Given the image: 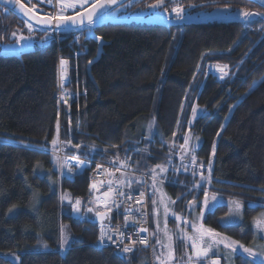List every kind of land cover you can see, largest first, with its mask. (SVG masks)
I'll list each match as a JSON object with an SVG mask.
<instances>
[{
	"label": "trees",
	"instance_id": "1",
	"mask_svg": "<svg viewBox=\"0 0 264 264\" xmlns=\"http://www.w3.org/2000/svg\"><path fill=\"white\" fill-rule=\"evenodd\" d=\"M240 2L249 5L248 12L264 13L246 0ZM232 20L170 29L104 25L95 33L108 45L89 73L98 53L94 41L86 42L84 35L79 48L72 49V35L56 39L29 34L23 21L0 8V40L7 42L15 32L34 45V51L21 58L0 54V264L151 263L146 251L127 259L112 250L100 251L94 214L88 212L85 220L71 217L69 200L88 204L90 195L89 171L60 182L56 157L50 153L68 141L69 155L93 160L134 151L132 167L153 175L157 165L176 160L177 150L171 147L187 137L183 160L189 162L194 155L198 165L211 163L206 188L246 204L244 225L223 226L225 207L210 214L206 225L233 240L254 241L250 223L263 207L251 209L247 202L264 205V39L251 31L260 20ZM61 59L70 62L67 89L77 96L67 107L59 102ZM212 64L227 65L231 76L221 81L209 75ZM192 108L197 109L195 118ZM187 177L180 182H199ZM161 186L173 200L189 192ZM150 203L153 219L156 209ZM109 215L105 223L120 222V217ZM61 226L69 235L63 246ZM237 264L249 263L239 257Z\"/></svg>",
	"mask_w": 264,
	"mask_h": 264
},
{
	"label": "snow or ice",
	"instance_id": "2",
	"mask_svg": "<svg viewBox=\"0 0 264 264\" xmlns=\"http://www.w3.org/2000/svg\"><path fill=\"white\" fill-rule=\"evenodd\" d=\"M29 4L32 3V0H27ZM5 3L12 5L15 10H18L22 16L26 17V23L27 28L29 31V34L34 31V26L32 21H35V24L39 27H42L47 31L48 29H51L53 32L60 31L63 29H67L69 27H75L84 29L87 27L89 31L92 30V28L96 25L97 22L103 20V18L106 15H110L113 11L118 10V7L123 4V0H57V3L59 4V10L55 12V14H44L43 16H40L37 18L36 14L33 11V8H26L24 3H21V0H5ZM36 3H43V0H36ZM48 3L50 5L53 4V0H48ZM169 3L172 5V12L176 14V18L178 20L184 19V9L179 6L176 3V0H169ZM165 0H156L155 3L149 4L148 7L155 10L157 8L163 9L165 12L168 11V9L164 6ZM54 6V5H53ZM7 10V9H6ZM241 15L246 19H251L255 16L254 13H250L248 11H243ZM12 38L14 40H17V42H22L26 38L23 34H17L15 32L12 33ZM62 66V72L64 69V66L67 64V61L61 60L60 61ZM227 65H224L223 67L218 66V70L222 73L221 79L225 75H227ZM62 86V85H61ZM61 99H64L63 95ZM65 103H67V100H64ZM197 115V109L192 108V116L195 118ZM70 123V121H69ZM151 125H149V130H151ZM57 136L59 135V121H57ZM175 135V133H174ZM53 146L57 145V139H53L51 141ZM188 143L187 137L184 138V145H181V148L183 149ZM95 147L94 145L92 146ZM107 152V149L104 150ZM212 154L215 155V145H213ZM55 155V152H54ZM114 157H118V153L112 154ZM73 159H75L76 163L71 164L69 163L68 157L65 156L63 162H61L60 158L56 157V165L58 169H60L61 175L65 174V170L68 175L73 174L74 168L82 169L84 168V161L80 159L78 155L74 156ZM183 159V157H182ZM185 170H188L191 168V174L193 177L199 176V182H194L193 188L190 189V191H196L198 194L202 191L203 192V201L201 204V211L198 216L195 215L197 211V205L195 198L189 202V204L186 206V210L195 216V219L193 223L191 224V227L193 229V235H188L185 231H178L175 234H170L167 229V216L169 214V207L167 203H165L164 199L162 198L160 200V204L164 208V217H165V223L163 228V235L166 238L167 243H164L161 239H157L156 243L160 245L162 249H166V252H161L160 255L157 256V260L160 261V264H169V262L174 258V249H173V239L174 236L176 239L180 240H186L190 242L191 247L193 249L194 256H188L187 260L185 261V264H207V262L210 260L211 264H219V261L217 259H212L209 256V252L212 251L214 247L223 246L224 249H228L231 252H236L237 249L242 250L243 253H247V257L250 258V261H257V256L259 255L260 259L257 261V264H264V251H257L254 248L245 247L243 244H241L239 241L233 240L231 237L225 236L219 232H216L212 228L205 227L203 223L201 222L204 215V210H211V208H215L219 201L217 200V197L215 194L209 195L208 190L206 189V185L211 183V163L207 166V176L204 175V168L205 166L203 163H200L197 165L196 157L194 155L191 156L189 164L182 165ZM97 169H100V165L96 166ZM124 167V162H121L120 166L116 169L117 171H120ZM157 168L160 169L161 172H166L167 168L157 165ZM199 169V171H198ZM107 171V170H105ZM152 180H153V188L154 192L153 195H155V181H156V169L151 170ZM99 174V173H98ZM123 176V173H122ZM137 183L140 182L139 179L136 181ZM133 183V180L127 179V178H119L116 180V189H117V195L125 197L126 200H134L137 203H140L141 199L144 197V192H139L136 195H133L131 192L125 193L123 191V187H130ZM108 189L104 191L101 195L95 196L94 200L88 201V203L95 205V215L96 217H99L101 221L106 219V213L111 212L112 207L119 208L120 204L117 203L115 200L109 201L106 199L109 197L110 193L113 190L114 185L112 184V180L110 179L108 181ZM91 188L93 190L99 191L97 188V184L93 183L91 185ZM210 200H211V206H210ZM70 204H73V208L75 211L79 212L81 200L76 199L74 203L69 200ZM153 205H156L157 201L156 199L152 200ZM174 203V202H172ZM146 206H142L140 209H136L137 212L141 214V216H146V212L143 211V208ZM242 208V205L239 203V201H232L231 202V214L232 215H239L240 209ZM11 211V209H9ZM87 211L89 213L94 211L93 207H88ZM155 212V209H154ZM126 221L128 217H125ZM175 221L179 222L181 221L180 216H175ZM185 224H188L187 219H184L183 221ZM220 223L224 226H227V221H220ZM127 226V224H126ZM254 227L258 229L260 232H264V214H262L260 217H257L254 220ZM157 228L159 229V223L157 222ZM147 229L143 227H139L137 229V232H146ZM111 227L110 225L102 227L100 231V235L98 237L99 242L101 244H104L106 241L115 242L117 244L123 243L124 233L123 232H117L118 240L113 241V236L110 234ZM60 239H61V245H67L69 243V235L66 233L64 226H61L60 229ZM129 239H131L129 237ZM139 242L141 244H147V238L141 237L139 239ZM136 241H132V244H135ZM44 248H47L48 245L45 243L43 244ZM133 249L125 245L122 249L123 252L127 253L132 251ZM215 255V253H213Z\"/></svg>",
	"mask_w": 264,
	"mask_h": 264
},
{
	"label": "built area",
	"instance_id": "3",
	"mask_svg": "<svg viewBox=\"0 0 264 264\" xmlns=\"http://www.w3.org/2000/svg\"><path fill=\"white\" fill-rule=\"evenodd\" d=\"M57 11V9L55 8L54 14ZM250 13H254L258 16L260 22L262 23L260 26L257 27V29H253L251 28V31L253 32H258L261 34L262 39H264V14H260V13H256V12H250ZM250 19H246V23H249ZM82 34H78V37H76L73 42L70 44V47L72 49L75 48H79V41L82 38ZM76 55H80L79 52H76ZM221 73V72H220ZM209 75H212L216 78H220L221 79V74H213V73H208ZM228 75H230V71L227 69V75H225L223 77V81L225 79L228 78ZM69 102H73L77 96L74 94H71V96L69 97ZM60 104H61V98L59 100ZM184 145V143L182 144ZM61 147V145H60ZM178 148V152L175 151L174 153L176 154V160H172L171 164H169V169L173 168L171 171L174 173L175 178L169 181H163L161 179L156 178L155 182H160V183H164L167 185H172L175 187H181L184 188V186L182 184H178L177 183V179L180 175V171L181 169H183L184 164H189V162H186L182 159V153L185 150L184 148L182 149L181 146L176 147ZM61 153H63L61 151ZM138 152H136L137 154ZM134 154H130V155H124L121 156L119 155L118 157H111L108 160H93V159H88V158H83L81 156L80 159L84 161V167L86 168V171H89V195H90V199L95 198V196L101 195L104 191H106L109 187L108 185V181L111 179L112 180V184L114 185L112 192L110 193L109 197H107L106 199H108L109 201L111 200H115L117 203L120 204L119 208L116 207H112L111 212L106 213V214H114L118 217H120V222L116 223V224H112V223H101L98 225V237L100 235V231L102 227L108 226L110 225L111 227V232L110 234L113 236V241L118 240V235L117 232H123L124 233V238H123V243L122 244H117L115 242H110V241H106L104 244H101L99 242V239H97V243H96V247L100 250H112L114 252V254L121 258V259H127L130 258L132 256L135 255V253L139 250H143L148 252L150 260H151V264H154L153 259H154V254H153V235H152V229H151V212H150V200L152 198L153 195V190L151 188V184L153 182L152 180V176L147 175V174H143V173H139L136 170L133 169L132 167V162H133V156ZM65 156L68 157L69 163L71 164H75L76 161L75 159H73L74 156L76 155H68L67 153L64 152V154H60L59 158L61 160V162H63ZM149 158H152V155H149ZM121 162H124V167L120 170L117 171L116 169L120 166ZM97 165H100V169H97ZM198 165V164H197ZM205 169V168H204ZM107 170V171H105ZM185 170V169H184ZM83 171L82 169L79 168H74L73 169V174L72 175H68L66 170H65V174L61 175L60 173V169H59V175H60V181L62 182L64 177L66 176H77L80 175ZM199 171V169H198ZM99 173V174H98ZM123 173V176H122ZM183 174H188V175H192L191 174V168H189L188 170H185L182 172ZM119 178H127V179H131L133 180V183L131 184L130 187H123V191L125 193L131 192L133 195H136L139 192H144V197L141 199L140 203H137L134 200H126L125 197L119 196L117 195V189L115 187L116 185V180ZM137 179L140 180L139 183H137ZM93 183L97 184V188L99 189V191L93 190L91 188V185ZM139 187V190H137L136 188ZM187 188V187H186ZM142 206H146L143 208V211L146 212V216H141V214L139 212L136 211V209H140L142 208ZM63 207V205H62ZM72 212H71V216L74 219H79V220H84L86 218L85 215L82 214L81 212V205H80V210L79 212L75 211L73 206L71 207ZM128 217L127 221L125 219V217ZM127 224V226H126ZM139 227H143L146 228L147 231L146 232H137V229ZM129 237L131 239H129ZM141 237H146L147 238V244H141L139 242V239ZM132 241H136L135 244H132ZM125 245L130 246L133 250L130 252H123L122 249ZM62 251H65L64 249H62Z\"/></svg>",
	"mask_w": 264,
	"mask_h": 264
},
{
	"label": "rangeland",
	"instance_id": "4",
	"mask_svg": "<svg viewBox=\"0 0 264 264\" xmlns=\"http://www.w3.org/2000/svg\"><path fill=\"white\" fill-rule=\"evenodd\" d=\"M119 11V10H118ZM118 11L117 12H115V13H113V15L110 17L109 16V19H112V18H116L115 16H116V14L118 13ZM221 12V13H220ZM252 12H256V11H252ZM258 12H260V11H258ZM237 13H239V12H237ZM264 14V13H263ZM241 15V14H240ZM224 16V14L222 13V11H215V12H213V13H211V14H209V15H205V16H203V17H201V19H215V20H219V19H221L220 17H223ZM242 16V15H241ZM227 19H230V18H232V17H226ZM47 35H49V34H47ZM50 36H53L54 38H56L57 39V36L58 35H50ZM77 37H78V35H77ZM75 38V37H74ZM29 41H31V40H27V39H25L24 41H22V42H17L16 44H9V45H3L1 42H0V53L1 54H10V53H12V54H20L22 51H23V49L21 48L22 47V45L24 46V45H26V43L25 42H29ZM61 60H63V59H61ZM60 60V61H61ZM65 61H67V60H65ZM59 68H58V75H59V78H58V86H59V99L62 97V95H63V97H64V99H61V106H63V107H67L71 102H69V97L71 96V94H72V92H70V91H68V89H67V87H68V85H69V83H70V78H71V75H70V71H71V65H70V63H69V61H67V71H66V74L64 75V76H62V73H61V63L59 62ZM218 66L219 67H223L224 65H222V64H212V65H210L209 67H208V69H207V73H213L214 75L215 74H221L220 73V71L218 70ZM227 69L229 70V68L227 67ZM227 71V70H226ZM230 71V70H229ZM60 72V73H59ZM222 75V74H221ZM212 76V75H211ZM231 76V74L230 75H228V78ZM66 77V79L67 80H65L64 78ZM214 77V76H213ZM220 79V78H219ZM221 81H223L222 79H220ZM60 85H62V86H60ZM66 88V89H65ZM60 92H61V94H60ZM67 100V103H65L64 102V100ZM61 145V147L57 150V151H55V155H54V152H52V153H50L51 155H53V156H58L59 157V155L60 154H64V152L65 153H68V152H66V149H65V147L68 145L67 143L65 144V143H61L60 144ZM179 146H181V145H179L178 143H173V145H172V147H171V150H174V149H176L177 150V152H178V148H176V147H179ZM173 148V149H172ZM185 150H186V147L184 148ZM184 150V151H185ZM61 151L63 152V153H61ZM68 155H69V153H68ZM196 161H197V164L199 163V161H198V159H197V157H196ZM169 164L170 165H172L173 166V164H171V161H169V163L165 166V168H167V171L166 172H164V174L161 176V175H156L157 177L156 178H158V179H164V181H165V179H166V181H169V180H172L173 181V179L175 178V175H174V173L171 171L173 168H171V169H169ZM134 169V168H133ZM135 170V169H134ZM158 170H160V169H156V171H158ZM183 171H185L184 170V168L183 169H181V171H180V176L178 177V179H177V183L178 184H182L183 186H184V188H186V189H188L189 190V192H187V193H185V195H190L191 194V192H193V191H190V189H192L193 188V186H189L188 184H186L185 182H180V179H181V177L182 176H189V177H187V178H199V176L197 175L196 177H193L192 175H188V174H183L182 172ZM206 171V172H205ZM144 174V173H143ZM157 174V173H156ZM147 175H150V174H147ZM204 175L205 176H207V170H206V168L204 169ZM150 176H152V175H150ZM159 176V177H158ZM161 179V180H162ZM160 185H167V184H164V183H158V182H155V195L157 196V198H156V201H157V203H156V205H155V209H156V214H154V216H153V219H152V215H151V220H152V223H151V226L153 225V228H152V231H153V240L155 241V244H156V246L158 245L157 243H156V241H157V239L159 238V239H161L163 242H165V243H167V241H166V238L164 237V235H163V228H164V223H165V217H164V208H163V206L160 204V200L163 198L164 199V201H165V203H167V205H168V207H169V214H168V216H167V229H168V231H169V233L170 234H175V233H177L178 231H181V227H180V224H179V222H177V221H175V218H173V217H175V216H180V215H182V213L181 212H178V213H174L173 211H172V208H173V206H172V204H171V201H172V198H170L169 197V195L168 194H166V193H164V192H162V190H160L159 189V195H157L156 194V188L157 187H159ZM168 186H171V187H174V186H172V185H168ZM207 186H209V184L207 185ZM151 188H152V190H153V192H154V188H153V183L151 184ZM179 188H181V187H179ZM184 188H182V189H184ZM207 190H208V192H209V195H213V194H215V195H217V196H221V197H225V195H222V194H217V193H214V192H212L211 191V189L208 187V188H206ZM194 192H196V191H194ZM197 193V192H196ZM200 194H203V192L201 191L200 192ZM155 195H152V199L153 198H155ZM185 195H183V196H181V197H179V198H183ZM195 198V200H196V205L199 203V200L197 199L198 198V194L196 195V196H194V197H192V200ZM63 200V199H62ZM81 200V199H80ZM90 200H93V199H90ZM177 200V199H176ZM151 201V200H150ZM175 201V200H174ZM81 202H83L82 200H81ZM251 204V205H256V206H258V207H263L264 208V205H262V204H258V203H255V202H250V201H248L247 202V204ZM171 204V205H170ZM64 205V204H63ZM85 207H84V206ZM245 205V204H244ZM71 206H73V205H71ZM71 206H70V209H71ZM93 207L94 208V211H95V205L94 204H85L84 202L83 203H81V212H82V214L83 215H85L86 217H87V214H88V212L86 211L87 210V208L88 207ZM85 208V209H84ZM246 207L244 206V209H245ZM84 209V212L82 211ZM206 210V209H205ZM204 210V211H205ZM245 211V210H244ZM71 212H72V209H71ZM87 212V213H86ZM173 213H174V215L175 216H173ZM262 213H264V212H262ZM94 214V213H93ZM95 215V214H94ZM238 220H239V215H232L231 214V212L226 216V217H222L221 219H220V221H227L228 222V224H227V226H230V224H233V223H237L238 222ZM157 222L159 223V229L160 230H158V228H157ZM244 222H245V219L243 218L242 219V223L244 224ZM251 224V223H250ZM190 229H191V227H190ZM188 234L189 235H193V233L192 232H188ZM260 236V237H259ZM255 242L253 243L252 241L250 242L251 244H246V243H243L242 242V244L245 246V247H249V248H254V249H256L258 252L259 251H264V232H260L259 234L258 233H256V240H254ZM154 246V245H153ZM158 246H160V245H158ZM154 249H153V254H154V264H156V259H157V256L159 255L157 252H156V249H155V247H153ZM173 249H174V258H184V259H187V257L188 256H194V253L192 252V250H191V248L190 247H188V245L186 244H183L182 243V240H180V239H176L175 238V236H174V239H173ZM213 253H215V255L216 254H218V255H220V256H222L223 258H225V260H226V264H232V262H231V259L233 258V255L235 254V252H231L230 250H228V249H224L223 248V246L221 245L220 246V248L218 249V248H216V247H214L213 248V252H212V255H213ZM246 255H247V253H246ZM260 259V257H259V255L257 256V261ZM15 261H16V259H15Z\"/></svg>",
	"mask_w": 264,
	"mask_h": 264
},
{
	"label": "flooded vegetation",
	"instance_id": "5",
	"mask_svg": "<svg viewBox=\"0 0 264 264\" xmlns=\"http://www.w3.org/2000/svg\"><path fill=\"white\" fill-rule=\"evenodd\" d=\"M28 8H34L40 11H43L47 14H52L54 8L59 10V4L57 0H53V4L50 5L48 0H43V3H36V0H32V3L29 4L27 0H21ZM156 0H132L126 5H124L116 14V18L128 17L135 18L140 21H149L147 23H140V27L150 26L151 22H166L168 25L172 23H184L186 21H196L201 19V17L205 15H209L215 11H222L224 14L223 17H220L219 20H227L226 17H232L235 13L239 12L240 14L243 11L249 10V5L244 2H240V0H176V3L184 9V19L178 20L176 18V14L172 12V5L169 3V0H165V7L168 11H164L161 8H157L155 10L148 7L149 4L155 3ZM54 5V6H53ZM255 6V5H254ZM1 8V7H0ZM3 9V8H1ZM5 10V9H3ZM6 11V10H5ZM9 13V12H8ZM221 13V12H220ZM231 18V19H232ZM218 21L214 23L218 24ZM151 27V26H150ZM187 27L185 24L181 26H176L175 28H184ZM3 45L16 44L17 40H14L12 36L8 39V41L0 40ZM1 54V53H0Z\"/></svg>",
	"mask_w": 264,
	"mask_h": 264
},
{
	"label": "water",
	"instance_id": "6",
	"mask_svg": "<svg viewBox=\"0 0 264 264\" xmlns=\"http://www.w3.org/2000/svg\"><path fill=\"white\" fill-rule=\"evenodd\" d=\"M130 1H132V0H123V4H121L118 7V10H120L124 5H126ZM246 1L252 3L253 5L257 6L258 8H260L261 10L264 11V0H246ZM0 7L5 9V10L7 9L6 10L7 12L13 14L14 16L18 17L21 21H23L25 24H27L26 23V19L27 18L22 16V14L18 10H15L12 5H9V4L5 3V0H0ZM25 7L28 8L26 5H25ZM118 10L113 11L110 15H106L103 18V20H101V21L96 23V25L92 28L91 31H89L87 29V27H85L84 29L75 28V27H69L67 29H63V30L55 31V32H53L51 29H48L47 31H45L44 28L37 26L35 24L34 20L32 21V23H33L34 29L36 31H39L42 34L69 35V34H72V33L83 32L85 34V41L86 42L94 41L98 45V53H97L96 59L94 61H92L90 63V65H89V67H88V70H89V73H90L91 67L99 62V60L101 59V57L103 55L104 47H106L108 45L103 39H101L100 37H98L96 35L95 30L97 28L102 27V26L107 25V24H112V23H116V24L122 25V24H131V23L140 24V23L149 22V21H140V20H137L135 18H128V17L109 19V16L111 17L113 15V13L117 12ZM33 11L36 14L37 18H39L40 16H43L44 14H46L45 12L37 10V9H33ZM233 18H238V20H236V23H242L244 21V19H245L243 16L240 15V13H236L233 16ZM232 19L230 18V19H227V20H224V21L219 20V22L220 23L231 22V21H233ZM257 19H258V16H254L253 18H251V20H253V21H255ZM215 21H218V20L208 19L207 18V19H199V20H196V21H186L184 23H172L171 25L172 26H177V25H182V24H185L187 26H189V25H207V24L213 23ZM151 24L158 25V26H163V27H166V28L170 29V26L166 22H161V23L151 22ZM25 43H26V45H24V46L22 45V47H21L23 49V51L20 54H12V53H10V54H1V56L4 57V58H21L22 55L32 53L34 51V45H33L32 41L25 42ZM85 169L86 168L84 167L83 170H85ZM89 214H93V212H91ZM104 220L101 221V219L99 217H96V215H94V219H93L92 222L94 224H101V223L104 222Z\"/></svg>",
	"mask_w": 264,
	"mask_h": 264
},
{
	"label": "crops",
	"instance_id": "7",
	"mask_svg": "<svg viewBox=\"0 0 264 264\" xmlns=\"http://www.w3.org/2000/svg\"><path fill=\"white\" fill-rule=\"evenodd\" d=\"M156 173L158 174V175H163L164 174V172H161L160 170H158V171H156ZM157 189L159 190H162V192H164V193H166L167 194V192L165 191V188L163 187V186H159V187H157ZM198 193H196V194H191V198H189L187 201H185V200H183V198L181 199V198H178L177 200H173L172 199V201H171V204H172V206H173V208H172V211L174 212V213H178V212H181L182 213V215H180V217H181V221H179V224H180V227H181V231H185V232H192L193 233V229H192V227H191V224L193 223V221H194V219H195V216L194 215H192V214H190L187 210H186V206L189 204V202L190 201H192V197H194V196H196ZM211 196V195H210ZM216 197H217V200L219 201V204L215 207V208H211V210L209 211V210H205L204 211V215H203V219H202V223H203V225L205 226V227H208L207 225H206V219H207V217L210 215V214H213V213H215L219 208H221V207H225L226 209H227V214L226 215H224V217H226L230 212H231V202L232 201H239V203L242 205V208L240 209V212H239V220H238V222L237 223H233V224H230V226H226V227H239V226H242V225H244L243 223H242V219L244 218L245 219V211L244 210H246V208L244 209V206L246 207V204H245V202L243 201V200H241V199H238V198H234V197H221V196H217L216 195ZM203 196H200L199 194H198V200H199V203L197 204V211H196V213H195V215L196 216H198L199 215V213H200V211H201V204H202V201H203ZM172 202H174V203H172ZM211 200H210V206H211ZM170 204V205H171ZM245 204V205H244ZM250 206V204H248V207ZM249 208H251V209H258V206H253V205H251ZM262 212H264V208L262 209V210H260V211H258L256 214H255V217L252 219V221H251V229H252V231H253V233H254V240H256V233H260V231L258 230V229H256L255 227H254V220L257 218V217H260L262 214H264V213H262ZM174 213H173V216H175L174 215ZM173 218H175V217H173ZM184 219H187V221H188V224H185L183 221H184ZM224 226V225H223ZM190 227H191V229H190ZM209 228V227H208ZM189 235V234H188ZM260 237V236H259ZM237 241V240H236ZM155 242V241H154ZM255 241H253V243H254ZM165 243V242H164ZM182 243L183 244H187L188 245V247H190L191 248V250H192V252H193V249H192V247H191V244H190V242H188V241H186V240H182ZM241 244H242V242H240ZM154 247H155V249H156V252L160 255L161 254V252H166V249H162L160 246H156V244H154ZM217 248V247H216ZM220 248V246L218 247V249ZM212 252H213V249H212V251H210L209 252V256L212 258V259H217L218 261H219V264H226V260H225V258H223L222 256H220V255H218V254H216V255H212ZM239 257H243L244 259H245V262L247 261L249 264H257V261H250V258H248L247 257V255H246V253H243L242 252V250H240V249H237V251L235 252V254L233 255V258L231 259V262H232V264H237V259L239 258ZM187 259H184V258H173L170 262H169V264H185V261H186ZM156 264H160V261L159 260H157L156 259ZM207 264H211V261L209 260L208 262H207Z\"/></svg>",
	"mask_w": 264,
	"mask_h": 264
},
{
	"label": "bare ground",
	"instance_id": "8",
	"mask_svg": "<svg viewBox=\"0 0 264 264\" xmlns=\"http://www.w3.org/2000/svg\"><path fill=\"white\" fill-rule=\"evenodd\" d=\"M73 35H74V34H73ZM59 66H60V65H59ZM67 68H68L67 65H65V66H64V69H63V72H62V66H61V73H62V76H64V75L66 74ZM59 73H60V72H59ZM64 79L67 80L66 77H65ZM60 86H61V85H60ZM65 89H66V88H65ZM60 94H61V92H60ZM74 94H75V93H74ZM59 100H60V99H59ZM60 105H61V104H60ZM62 107H63V106H62ZM187 130H188V129H187ZM184 137H185V136H184ZM63 140H64V139H63ZM61 142H63V141H61ZM68 142H69V141H68ZM68 142H67V143H68ZM60 144H61V143H60ZM70 146H71V145H70ZM58 149H59V148H58ZM130 149H131V148H130ZM59 150H60V149H59ZM66 150H67V149H66ZM120 151H122V150H120ZM140 151H141V150H140ZM132 152H134V151H132ZM132 152H130V153L132 154ZM144 152H145V151H144ZM120 153H121V152H120ZM130 153H129V154H130ZM149 153H150V152H149ZM123 154H124V153H123ZM125 154H126V153H125ZM75 155H76V154H75ZM109 156H110V155H109ZM135 156H136V155H135ZM135 156H134V160L136 159ZM155 156H156V155H155ZM55 157H56V156H55ZM101 157H102V156H101ZM105 158L108 159L107 157H105ZM176 159H177V158H176ZM137 160H138V159H137ZM132 165H133V164H132ZM133 168H134V167H133ZM205 168H207V167L205 166ZM137 172H138V171H137ZM139 172H140V171H139ZM144 173H146V172H144ZM179 176H180V175H179ZM72 177H73V176H72ZM156 177H157V176H156ZM158 177H159V176H158ZM161 179H162V178H161ZM162 180L164 181V179H162ZM165 180H166V179H165ZM60 182H61V181H60ZM152 183H153V182H152ZM63 196H64V195H63ZM62 199H63V197H62ZM153 199H154V198H153ZM151 201H152V198H151ZM151 201H150V202H151ZM82 203H83V202H82ZM248 204H249V203H248ZM72 205H73V204H72ZM83 206H84V205H83ZM150 206H151V203H150ZM250 206H251V204H250ZM250 206H249V207H250ZM254 206H256V205H254ZM258 206H259V205H258ZM71 207H72V206H71ZM84 207H85V206H84ZM258 208H259V207H258ZM84 209H85V208H84ZM84 209L82 210L83 212H84ZM70 210H71V209H70ZM86 211H87V210H86ZM87 212H88V211H87ZM87 212H86V213H87ZM106 215H107V214H106ZM108 215H109V214H108ZM110 215H111V214H110ZM110 215H109V216H110ZM151 215H152V214H151ZM109 216H108V219H109ZM112 216H114V215H112ZM116 217H117V216H116ZM119 219H120V218H119ZM84 220H85V219H84ZM106 220H107V219H106ZM106 220H105V221H106ZM151 223H152V220H151ZM98 225H99V224H98ZM152 226H153V225H152ZM154 243H155V242H154ZM153 247H154V246H153ZM63 249H64V248H63ZM153 249H154V248H153ZM141 251H142V250H141ZM153 261H154V260H153ZM150 264H151V263H150Z\"/></svg>",
	"mask_w": 264,
	"mask_h": 264
}]
</instances>
